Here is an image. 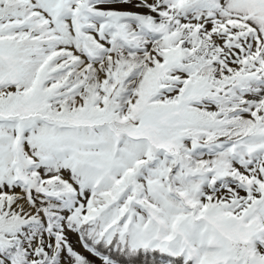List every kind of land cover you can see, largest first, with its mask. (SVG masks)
Masks as SVG:
<instances>
[{"label": "snow or ice", "instance_id": "1", "mask_svg": "<svg viewBox=\"0 0 264 264\" xmlns=\"http://www.w3.org/2000/svg\"><path fill=\"white\" fill-rule=\"evenodd\" d=\"M0 264H264V0H0Z\"/></svg>", "mask_w": 264, "mask_h": 264}]
</instances>
